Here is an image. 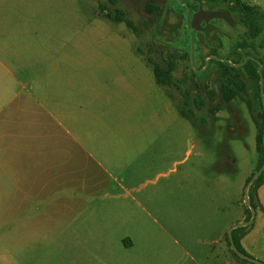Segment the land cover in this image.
Listing matches in <instances>:
<instances>
[{
	"label": "rangeland",
	"instance_id": "rangeland-1",
	"mask_svg": "<svg viewBox=\"0 0 264 264\" xmlns=\"http://www.w3.org/2000/svg\"><path fill=\"white\" fill-rule=\"evenodd\" d=\"M24 1L35 5L37 24L50 31L52 48L82 51L86 65L110 61L130 73L124 127L117 120L109 147L123 148L117 149L122 161L133 162L125 177L134 173L136 191L131 199L109 202L98 215L84 217L82 228L65 234L63 242H45L48 234L37 229L29 238L21 234L20 246L12 249L0 236L1 253L11 264H19L11 257L16 251L20 264H28L30 254L36 256L34 264H214L208 262L213 258L220 260L216 264H245L233 256L226 237L232 227L248 222L247 188L251 201L257 194L260 207L241 242L250 258L264 263V182L254 193V183L261 176L264 181L256 148V137L264 133V81L253 82L227 103L221 78L227 71L233 85L242 86L236 71L214 60L204 79L198 75L210 57L234 66L248 55L262 59L264 34L253 40L242 32L233 42L214 35L208 45L198 35L196 41L187 0H116V6L110 0ZM242 2L264 14V0ZM150 3L161 14L147 13ZM101 4L125 11L140 37L125 24L101 17ZM149 56L163 65L174 63L175 87L157 84ZM180 107L193 112L190 123L168 114ZM27 239L34 241L30 250Z\"/></svg>",
	"mask_w": 264,
	"mask_h": 264
},
{
	"label": "crops",
	"instance_id": "crops-1",
	"mask_svg": "<svg viewBox=\"0 0 264 264\" xmlns=\"http://www.w3.org/2000/svg\"><path fill=\"white\" fill-rule=\"evenodd\" d=\"M35 11L24 0H0V236L12 249L37 229L48 234L45 242H63L84 217L136 191L134 173L125 177L132 161H122L123 148L109 147L130 104V73L52 48ZM168 114L191 122L179 109ZM27 242L30 250L34 241ZM11 257L20 264L18 251ZM35 261L28 255V264ZM0 264H11L1 250Z\"/></svg>",
	"mask_w": 264,
	"mask_h": 264
},
{
	"label": "trees",
	"instance_id": "trees-1",
	"mask_svg": "<svg viewBox=\"0 0 264 264\" xmlns=\"http://www.w3.org/2000/svg\"><path fill=\"white\" fill-rule=\"evenodd\" d=\"M111 4L113 6L117 5L116 0H110ZM224 3L228 5H233L237 10H240L242 13L243 19H245L246 28L249 31V36L251 39H257L260 35L264 34V14L262 13V10L258 7H250L246 6L242 0H222ZM101 12L100 16L107 19L112 20L117 23H123L125 24L129 29L133 31V33L140 37V32L138 28L135 26L134 22L128 17L127 13L119 8H114L112 11L110 8L105 5H100ZM109 9V11H108ZM146 12L152 15H159L161 14V9L154 5L153 3H150L146 5ZM243 50H245V47L241 46ZM150 52H153V48H150ZM150 53V55H152ZM244 58H242V61L239 65L241 67L235 68L232 64H222L220 65L226 66V69L234 70L237 72L238 76L242 79V86L233 85V80L230 78L229 72L225 71L222 75V81H223V87H222V96L223 99L230 103L232 102L240 93L244 91L248 85H251L253 82H260L261 76L259 72V66L256 61L250 60L248 62H244ZM148 63L153 67V71L155 74L156 81L159 85L167 88H173L175 87V81L173 77V72L175 70V65L172 62H165L164 65L158 63L155 61L151 56L147 58ZM262 65L264 64V57L262 58ZM245 76V79L243 78ZM262 109V103L260 104ZM199 109L203 107V105H197ZM186 108V105L185 107ZM184 108H179V111L181 115L188 119L192 120V113L188 112V110ZM188 108V106H187ZM191 114V115H190ZM263 119V126H264V115L262 114ZM256 148L257 151L262 155V173L264 172V133L263 130L258 134L256 137ZM254 176H252L253 178ZM252 178L249 180V182L252 180ZM263 176L254 183L255 190L254 193L257 192V190L260 188V186L263 184ZM248 221L251 219V211H248ZM246 228H240L236 229L233 232V239H234V245L236 249L241 252L242 254L247 255L246 251L244 250L241 240L244 237V231ZM227 243L230 245L229 238L226 237ZM232 252V251H231ZM233 256L245 263L243 260H241L239 257H237L233 252Z\"/></svg>",
	"mask_w": 264,
	"mask_h": 264
},
{
	"label": "flooded vegetation",
	"instance_id": "flooded-vegetation-1",
	"mask_svg": "<svg viewBox=\"0 0 264 264\" xmlns=\"http://www.w3.org/2000/svg\"><path fill=\"white\" fill-rule=\"evenodd\" d=\"M186 10L192 11V15L190 18L189 26L191 27L192 31L194 32L193 39L198 41V35L202 36L205 44L208 45L214 35L219 36V40H229L234 41V39L243 32L244 36H249V31L246 28L245 19L242 17V13L240 10H237L233 5H229L224 3L222 0H187L186 4L184 5ZM204 12H218V11H227L231 14V18H221V19H212V20H202L199 22V26L197 28L192 27V22L194 17L201 11ZM189 20V19H188ZM186 24H188L186 22ZM244 39V38H243ZM243 39L241 41H243ZM254 40V39H253ZM240 41V42H241ZM242 49V47H241ZM243 50V49H242ZM246 52V49L244 50ZM248 54V52H246ZM242 57V55H241ZM244 62H248L250 60L256 61L259 66V72L261 76L260 82L263 84L264 81V64L262 65V59L250 57L249 55L244 57ZM216 61L217 64H231L229 61L224 62L223 59H217L215 57H210L209 59L204 60L205 67L198 72V75L201 79H204L207 74L211 71V66H209L210 61ZM219 62V63H218ZM225 67L224 65H220ZM234 66V65H233ZM235 68L241 67V65L234 66ZM245 79V76H243ZM263 89V86L261 87ZM214 95L217 94V91L213 93ZM201 98H204V95H200ZM205 99V98H204ZM261 103H264V97L261 99Z\"/></svg>",
	"mask_w": 264,
	"mask_h": 264
},
{
	"label": "water",
	"instance_id": "water-1",
	"mask_svg": "<svg viewBox=\"0 0 264 264\" xmlns=\"http://www.w3.org/2000/svg\"><path fill=\"white\" fill-rule=\"evenodd\" d=\"M223 19V18H231V14L227 11H218V12H204L203 10H201L193 19L192 22V27L197 28V26H199V22L202 20H212V19ZM197 25V26H196ZM263 115H264V103H263ZM251 185V184H250ZM249 188H247V194H248ZM246 194V202H247V206L248 208L251 210V219L248 222L242 223V224H238L234 227H232L229 230L228 233V238H229V242H230V247H231V251L237 256L239 257L241 260H243L245 262V264H264L258 260L252 259L249 256H246L244 254H242L241 252H239L235 245H234V239H233V232L236 229H240V228H246L247 230L251 229L254 220H255V207H260L258 198H257V194H254V197L252 199V201L249 199L248 195Z\"/></svg>",
	"mask_w": 264,
	"mask_h": 264
},
{
	"label": "bare ground",
	"instance_id": "bare-ground-1",
	"mask_svg": "<svg viewBox=\"0 0 264 264\" xmlns=\"http://www.w3.org/2000/svg\"><path fill=\"white\" fill-rule=\"evenodd\" d=\"M229 6V5H228Z\"/></svg>",
	"mask_w": 264,
	"mask_h": 264
}]
</instances>
